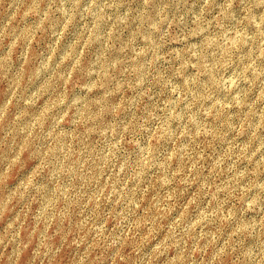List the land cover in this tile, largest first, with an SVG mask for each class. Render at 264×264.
<instances>
[{"label": "rangeland", "instance_id": "1", "mask_svg": "<svg viewBox=\"0 0 264 264\" xmlns=\"http://www.w3.org/2000/svg\"><path fill=\"white\" fill-rule=\"evenodd\" d=\"M0 264H264V0H0Z\"/></svg>", "mask_w": 264, "mask_h": 264}]
</instances>
